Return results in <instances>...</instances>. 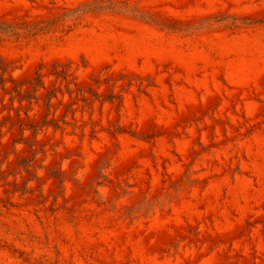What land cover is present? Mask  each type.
<instances>
[{
  "label": "rangeland",
  "instance_id": "374dc122",
  "mask_svg": "<svg viewBox=\"0 0 264 264\" xmlns=\"http://www.w3.org/2000/svg\"><path fill=\"white\" fill-rule=\"evenodd\" d=\"M0 264H264V0H0Z\"/></svg>",
  "mask_w": 264,
  "mask_h": 264
}]
</instances>
